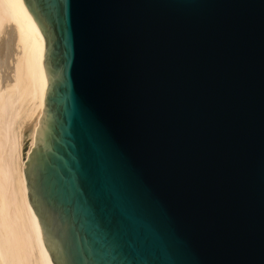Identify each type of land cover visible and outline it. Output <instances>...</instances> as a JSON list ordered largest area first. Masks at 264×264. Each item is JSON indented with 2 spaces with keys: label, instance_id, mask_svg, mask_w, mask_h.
Instances as JSON below:
<instances>
[{
  "label": "water",
  "instance_id": "95a60500",
  "mask_svg": "<svg viewBox=\"0 0 264 264\" xmlns=\"http://www.w3.org/2000/svg\"><path fill=\"white\" fill-rule=\"evenodd\" d=\"M43 35L24 130L53 264H264V0H20Z\"/></svg>",
  "mask_w": 264,
  "mask_h": 264
},
{
  "label": "bare ground",
  "instance_id": "6f19581e",
  "mask_svg": "<svg viewBox=\"0 0 264 264\" xmlns=\"http://www.w3.org/2000/svg\"><path fill=\"white\" fill-rule=\"evenodd\" d=\"M43 35L20 0H0V264H53L28 200L24 130L45 86Z\"/></svg>",
  "mask_w": 264,
  "mask_h": 264
}]
</instances>
